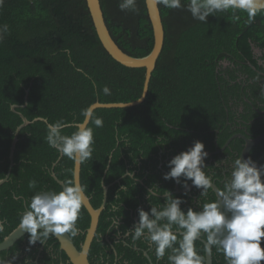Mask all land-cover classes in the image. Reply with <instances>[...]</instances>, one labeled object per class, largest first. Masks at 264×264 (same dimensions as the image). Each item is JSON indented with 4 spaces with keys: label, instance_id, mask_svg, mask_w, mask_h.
<instances>
[{
    "label": "trees",
    "instance_id": "trees-1",
    "mask_svg": "<svg viewBox=\"0 0 264 264\" xmlns=\"http://www.w3.org/2000/svg\"><path fill=\"white\" fill-rule=\"evenodd\" d=\"M100 1L116 43L131 55L149 54L155 37L146 0H137L136 12L121 11L120 0ZM159 7L165 40L144 101L132 106L98 107L88 123L95 143L92 158L82 163L81 183L95 207L101 206L103 185L109 184L89 252L92 264L169 263L170 250L157 259L154 245L143 238L133 242L132 236L124 233L138 222L139 208L150 211L151 206L164 204L165 190L183 201L188 199L181 204L185 211L189 207L199 210L217 198L212 188L206 196L199 191L194 195L191 191L173 192L175 179L163 178L169 171L168 161L196 140L203 142L209 153L222 148L235 133L243 132L244 122L237 120L241 116L238 100L246 102L243 95L252 99L249 91L255 96L259 91L255 68L264 70V66L258 62L256 47L264 57V12L251 24L245 23L244 12H238L240 19L234 22L231 10L210 15L204 23L183 8ZM4 24L9 32L0 42V179L9 170L12 141L23 123L21 113L30 122L18 131L14 165L7 181L0 185V220L6 221L0 241L19 225L26 203L36 192L62 189L53 173L64 182L74 179V161L48 145L47 125L40 118L49 123L62 120L66 125L63 134L71 135L84 120L82 110L92 103L138 99L146 73L145 67L126 66L109 53L99 38L87 0H4L0 25ZM105 86L108 94L103 91ZM27 89V105L22 106ZM14 104L18 105L15 110ZM95 117L103 119V127H95ZM261 132L264 125L258 134ZM262 143L264 140L259 145ZM243 146L242 138L235 137L220 154L225 157L230 153L228 161H234ZM220 154L209 153L204 171L210 168V159L221 164ZM260 155L257 148L250 157L262 163ZM216 168L220 173L215 170L218 178L212 180L222 191L231 171L225 175L223 167ZM33 179L37 186L30 189L28 184ZM180 179L183 188L184 177ZM152 186L159 187V198L148 195ZM116 217H120L118 229L112 224ZM90 219L83 205L77 220L79 234L72 237L80 249ZM28 239L27 233L0 251V258L20 254L14 264H73L55 235L49 236L37 261L39 247L29 245ZM195 244L205 257L202 240ZM212 255L213 264L225 262L214 246Z\"/></svg>",
    "mask_w": 264,
    "mask_h": 264
},
{
    "label": "clouds",
    "instance_id": "clouds-1",
    "mask_svg": "<svg viewBox=\"0 0 264 264\" xmlns=\"http://www.w3.org/2000/svg\"><path fill=\"white\" fill-rule=\"evenodd\" d=\"M156 3L167 9L183 8L190 12L193 19L204 23H207L210 15L231 10L234 22L240 19L237 13L244 12L247 14L245 23L251 24L259 13L264 12V0H156ZM3 4L4 0H0V7ZM118 7L121 11H138L137 0H120ZM8 32L7 24L0 25V42ZM64 51L70 56L68 49ZM103 91L108 94V87L105 86ZM81 115L84 121L76 125L77 130L71 135L63 134L66 125L62 120L49 123L46 118H40L47 125L45 139L48 145L73 160L77 166L92 158L95 143L94 130L88 126L92 109L82 110ZM92 123L97 128L103 127L101 117H95ZM208 155L204 143L194 141L187 150L168 161L169 171L164 173L163 178L181 183L183 176L181 186L186 190L185 194L190 180L193 186L202 189L201 195L206 196L208 190L213 188L211 177L204 171ZM128 175L133 176L131 172ZM262 177L264 167H257L251 158L242 159L240 155L233 161L230 176L214 201L203 204L199 210L189 207L185 211L181 208L183 199L165 190L164 204L151 206L150 211L139 208L138 222L124 235H131L133 242L143 238L154 245L157 259L163 258L166 250H170L167 257L169 264H206L205 257L196 247L198 240H202L205 252L214 246L217 252L223 254L226 264H260L264 260V248L261 247V239L264 238ZM36 186V180L29 181L30 189ZM157 189L158 186L151 187L148 195L159 198ZM86 199L85 187L75 179L66 180L58 192H36L26 203L19 222V227L29 234V245L37 241L44 244L53 234L77 236V220ZM5 223L0 220V231H3ZM119 223L120 217L114 218L113 228L118 229ZM16 259V256L7 260L0 258V264H14Z\"/></svg>",
    "mask_w": 264,
    "mask_h": 264
},
{
    "label": "water",
    "instance_id": "water-1",
    "mask_svg": "<svg viewBox=\"0 0 264 264\" xmlns=\"http://www.w3.org/2000/svg\"><path fill=\"white\" fill-rule=\"evenodd\" d=\"M87 1H88V5L90 8L97 33L99 35V38L102 41L105 48L109 51V53L116 60H118L119 62H121L122 64H124L126 66L145 67L146 68L143 91H142L141 96L138 99L133 100V101H129V102H101V101H96V102L92 103L88 108H91L92 113H93V111L98 107H124V106H132V105L140 104L141 102L144 101V99L148 93L152 73L155 69L157 59H158V57L162 51V48L164 45V40H165V28H164V23L162 20V15H161L159 4L156 3V0H146L150 19H151V22L153 25L155 41H154L153 49L149 54H147L145 56L138 57V56L131 55V54L127 53L126 51H124L116 43V41L112 37L110 30L107 26L105 17H104V12L102 9L101 1L100 0H87ZM256 50H258V49L256 48ZM27 99H28V89L26 90L25 103L22 106L27 105ZM17 106H18L17 104H14L12 106V108L15 110ZM21 116L23 118V123H22V125H20L18 127V129L16 131V135L12 141V145L10 148L11 162H10L9 170H8L6 176L4 178L0 179V185L3 184L5 181H7L8 177L10 176L11 168L14 165V159H13L14 158V149L16 146V142L18 140V137H17L18 131L20 130V128L22 126H25L26 124H28L30 122L29 119L26 116H24L22 113H21ZM82 122H80V123H82ZM89 122H90V120H89ZM231 139L232 138H229L227 140L225 145L222 147L223 149L230 143ZM263 139H264V133L260 134L259 136L255 137V138H252V139L246 138V144L242 150L241 158L242 159L250 158L249 153H250V150L252 149V147L254 145H256L257 143L261 142ZM256 164H257V167H264V163L256 162ZM81 166H82V164L77 166L76 163L74 162V179L78 180V182L82 185V183H81ZM53 176L63 186L64 181L59 179L55 173H53ZM192 187H193V185H192V183H190L189 189ZM103 189H104L103 201H102L101 206H99V207H95L92 204L90 197L85 192L87 199L84 202V206L88 210V212L91 216V219H90V225L87 228V232L85 235L84 242L82 243L81 249L78 248V246L75 244L73 238L68 236L67 234H61V235L53 234L58 238L59 243H60V248L66 252L70 261L73 264H92L90 259H89V252H90L92 242L95 238V235H96V232L98 229L101 212L103 211V209L106 206L109 184L108 185L104 184ZM213 190L215 191L216 195L218 194L219 191H221L215 182H213ZM183 191H184V189H180L179 185L177 183L175 192H183ZM26 233H27V231L24 229H21L18 225L10 234H8L2 241H0V251L9 249L17 240H19L21 237H23ZM261 247L264 248V244L261 245ZM146 256L149 257L147 252H146ZM205 257H206V264H213L212 248L210 249V251L205 252ZM151 264H155V263H151ZM167 264H169V263H167ZM222 264H226V261Z\"/></svg>",
    "mask_w": 264,
    "mask_h": 264
},
{
    "label": "flooded vegetation",
    "instance_id": "flooded-vegetation-1",
    "mask_svg": "<svg viewBox=\"0 0 264 264\" xmlns=\"http://www.w3.org/2000/svg\"><path fill=\"white\" fill-rule=\"evenodd\" d=\"M256 48L258 49L257 52H256L257 56H258V62L264 66V57L260 56L263 53V51L261 50L262 52H260L259 48L258 47H256ZM255 69H256V73H257L256 76L259 77L258 81L255 83V84L259 85V91H257L258 94H257V96H255L252 92L250 93V91H249V94H251L252 99H250L246 95H243L245 97V99H246V102H244L242 100H238V102H239V104L237 106L238 110H239L238 114H241V116L238 115L239 118H237V120L244 122L243 125H241L244 128V131L235 133L232 137H230L232 139L235 138V137L242 138V140L244 141V146L246 144V138L252 139V138H255V137L259 136L260 134L264 133V132H261L260 134H258V130L264 125V70L263 69H259L257 67ZM249 82H252V81L249 80ZM243 85L245 86V84H243ZM231 103H233V102L231 101ZM234 110H235V108H234ZM256 121H259V122H256ZM259 143H257L256 145H254L252 147V149L250 150V153H249V157H250V154H252V156H253V151L257 150V148H258V150L261 152V155L258 156V158L260 160L264 161V143H262L260 145H259ZM244 146H243V148H244ZM243 148H242V150H243ZM224 149L223 148H218L215 151H211L209 153L210 154H215V153H219L220 154ZM241 153H242V151H241ZM224 156L225 157H223L221 154L217 156L219 158V160H221V164L220 163L219 164L213 163L212 159H210V162H208V166H210V168L207 171H205V173H206V175L210 176L211 179L213 178L214 181H215V179H214L215 177L218 178V176L215 175L216 174L215 170L217 171L218 174L220 173V170H218L216 167H223L222 173L225 174V175H226L227 171H231V165H232L233 161H228L230 159L231 155L229 153V154H226ZM250 158L253 160L252 157H250ZM214 161H215V159H214ZM254 162H256V161H254ZM259 163H261V162H259ZM262 163H264V162H262ZM190 183L191 182H189L188 185ZM215 183L218 185L217 182H215ZM176 184H177V182L175 183V189H176ZM178 185H179V183H178ZM179 188H180V186H179ZM180 189H184V188H180ZM192 190H193V192H192ZM187 191H191L190 195H194L198 191L200 193L201 189L195 188V186H193L192 188L188 189ZM173 192H175V190ZM183 192H186V190L184 189ZM195 198L197 199L198 197L195 196ZM187 201H188V199H185L184 203H186ZM195 206L198 207V205H195ZM47 239L45 240L44 244L39 243V241L36 242V244L38 245L39 249H38V251L36 253V257L34 259L35 261H37L38 258L41 256V254H40L41 251L40 250L44 249L45 245L48 242ZM263 244H264V238L261 239V245H263ZM115 253L118 254L117 250H115ZM145 254H146V252H145ZM19 256H20V254L17 255L16 257H19ZM18 264H20V263L18 262ZM62 264H65V263H62ZM260 264H264V260H262L260 262Z\"/></svg>",
    "mask_w": 264,
    "mask_h": 264
}]
</instances>
